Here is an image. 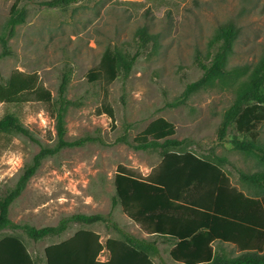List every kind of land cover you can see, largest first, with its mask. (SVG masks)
<instances>
[{
	"label": "rangeland",
	"instance_id": "1",
	"mask_svg": "<svg viewBox=\"0 0 264 264\" xmlns=\"http://www.w3.org/2000/svg\"><path fill=\"white\" fill-rule=\"evenodd\" d=\"M43 1L47 0H20L26 21L8 37L9 52L5 54L1 36L7 31L15 0H0V82H6L15 70L37 72L41 84L53 95L51 102L33 98L0 102V120L13 114L36 139L0 131V199L15 187L42 145L57 144L56 116L64 76L68 77L66 139H84V143L63 147L43 160L21 196L10 205V219L41 228L56 226L74 213H111L127 232L158 242L160 253L152 254L156 264H183L170 256L173 240L144 233L120 204L113 206L115 171L124 164L146 175L161 161V148L137 150L132 144L151 121L164 117L176 126L173 138L183 142L175 150L193 151L210 159L227 157L223 168L233 184L248 194L256 193L239 171L264 170V163L234 147L232 140L243 139V135L233 125L227 136L220 138L239 80L217 79L175 103L187 84L202 76L198 61L211 60L214 50L208 41L224 24L233 23L238 29L229 69L258 62L264 53V0H78L55 7L42 5ZM142 27L151 37L146 48H141ZM107 48L129 54L140 50L141 54L128 76L121 70L112 82L104 78L92 81L89 73L98 69ZM105 105L111 106L114 118L104 112ZM259 139L264 143V122ZM80 228L99 232L103 242L123 237L102 221L71 223L61 235L38 242L14 227L2 230L0 237L16 234L29 246L43 247ZM217 249L228 255L235 252L229 246Z\"/></svg>",
	"mask_w": 264,
	"mask_h": 264
},
{
	"label": "trees",
	"instance_id": "2",
	"mask_svg": "<svg viewBox=\"0 0 264 264\" xmlns=\"http://www.w3.org/2000/svg\"><path fill=\"white\" fill-rule=\"evenodd\" d=\"M78 0H47L49 7L65 6ZM143 4V3H141ZM144 6V5H143ZM26 9L15 0L7 22V31L1 36L8 53V37L18 25L26 21ZM141 48L151 39L146 27L139 30ZM238 29L233 23L220 26L208 41L214 50L208 62L199 60L202 76L187 84L179 104L189 95L208 86L217 79L234 77L239 87L233 105L226 112L220 138L224 139L233 125L243 139L232 140L237 150L254 154L264 163V143L260 142V126L264 122V53L254 66L237 65L229 69V57L234 50ZM152 36V35H151ZM141 54L107 48L97 70L89 73L90 80L104 78L114 81L121 70L128 76ZM64 76L59 88L60 108L57 120V144L42 145L39 152L26 165L17 183L0 199V232L8 227L23 230L33 241L58 236L68 230L71 223L93 224L102 221L117 229L122 238L101 241L99 232L80 228L68 239L50 244L45 249L47 264H156L152 254L160 249L156 240L138 237L121 228L111 213H74L63 217L56 226L35 227L28 223H15L9 217L10 205L21 196L30 180L37 174L43 160L55 155L63 147L84 143V139L67 140L65 119L66 87ZM51 102L53 95L45 88L37 72L15 70L6 82H0V102L20 103L30 99ZM104 112L114 118L110 105ZM0 131H16L36 140L31 131L13 114L0 120ZM174 123L164 117L151 121L134 137L132 146L137 150L161 148L163 156L148 174H142L124 164L118 165L114 175L116 197L113 206L120 204L127 216L138 224L144 233L164 237L175 243L171 258L183 264H264V170L251 173L239 171L243 181L256 189L254 195L235 186L223 168L227 157L205 158L193 151H178L183 142L173 138ZM28 264H36L23 239L16 234L0 238V257L4 247ZM229 246L235 252L228 255L219 251ZM108 251L106 260L100 259ZM26 262V264H27Z\"/></svg>",
	"mask_w": 264,
	"mask_h": 264
},
{
	"label": "crops",
	"instance_id": "3",
	"mask_svg": "<svg viewBox=\"0 0 264 264\" xmlns=\"http://www.w3.org/2000/svg\"><path fill=\"white\" fill-rule=\"evenodd\" d=\"M74 233L69 234L63 240L70 238ZM48 237H51V236H48ZM60 241H62V240L55 241V242H60ZM34 242H36V241H34ZM55 242H50L48 245H45V246L42 247L40 245L29 246V244H27L24 241V243L27 246V249H28L29 253L32 255V257L35 260L36 264H47V258H46V254H45V249H46L47 246H49L50 244L55 243ZM102 253L106 257L105 259H102V260H106L108 258V251L105 249ZM26 262L27 261H25V259H24L23 263L26 264ZM0 264H20V261L18 260V258H16L12 254L11 247H7V245H6V247H4V249H2V253H1V257H0ZM27 264H28V262H27Z\"/></svg>",
	"mask_w": 264,
	"mask_h": 264
},
{
	"label": "built area",
	"instance_id": "4",
	"mask_svg": "<svg viewBox=\"0 0 264 264\" xmlns=\"http://www.w3.org/2000/svg\"><path fill=\"white\" fill-rule=\"evenodd\" d=\"M104 250H105V249H104ZM104 250H103V251H104ZM103 251H102V252H103ZM105 258H106V257L104 256V254L101 253V255H100V259H105Z\"/></svg>",
	"mask_w": 264,
	"mask_h": 264
}]
</instances>
